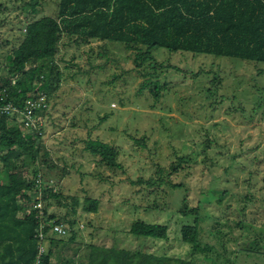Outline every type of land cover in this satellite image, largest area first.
<instances>
[{
  "label": "rangeland",
  "instance_id": "rangeland-1",
  "mask_svg": "<svg viewBox=\"0 0 264 264\" xmlns=\"http://www.w3.org/2000/svg\"><path fill=\"white\" fill-rule=\"evenodd\" d=\"M56 2L45 0L44 12L53 14ZM20 3L21 0H9L5 13H0V64L16 40L18 20L25 19ZM97 42H91L92 51L87 50V44L61 47L59 54L64 60L60 65L69 67L63 69L64 78L50 96L42 117L41 139L57 166L50 172L57 177L65 169L63 176L56 178L63 198L58 204L51 199L49 209L77 220L66 238L185 256L189 245L180 241V216L175 211L182 191H169L165 209L147 208L153 194L129 183V179L150 176L156 164L167 165L175 155L183 154L189 155L192 167L173 178L187 186L191 204L198 202L203 214L218 219L228 247L223 260L207 258L203 264H264V245L260 250L247 248L264 222V107L252 108L263 92L264 63L203 54H169L157 49L158 60L169 61L180 70H169V89L155 103L157 106H152L150 97L136 93L141 77L132 67L130 52L120 43L108 42L107 57H97L101 49ZM207 70L220 76L217 94L228 96L217 108L214 97H207L204 91L210 85ZM240 102L244 113L232 110ZM87 137L112 142L119 150L124 171L98 170L93 156L83 147ZM141 138L144 144L134 141ZM206 138L215 140L207 148V156L215 163L209 170L202 162ZM13 161L7 165L10 167ZM225 166L229 171L222 173ZM251 170L252 200L246 201L244 179ZM98 171H103L106 179ZM216 175L219 182L212 188L210 181ZM86 195L99 199L97 212L81 209ZM220 195L222 199L218 200ZM157 198L162 201L160 196ZM245 203L241 217L240 208ZM238 216L245 219V227L235 224ZM135 219L167 224V239L129 233ZM215 223L210 220L206 227L217 226ZM204 238L214 241L211 234Z\"/></svg>",
  "mask_w": 264,
  "mask_h": 264
},
{
  "label": "trees",
  "instance_id": "trees-1",
  "mask_svg": "<svg viewBox=\"0 0 264 264\" xmlns=\"http://www.w3.org/2000/svg\"><path fill=\"white\" fill-rule=\"evenodd\" d=\"M7 1L0 0V13H5ZM44 1L21 0L19 8L25 19L18 20L20 26H17L16 40L6 52L4 63L0 64V104L11 102L16 107V112L0 114V264H203L207 258L223 260L228 247L223 239L225 233L218 227V219L203 214L198 202L191 204L186 194L187 186L173 178L192 167L189 155L183 154L175 155L167 165L156 164L150 176L129 179V183L153 194L147 208L165 209L169 191H182L175 211L180 216V241L189 245L185 256L66 238L77 220L49 209L51 199L56 204L61 203L63 195L56 178H61L65 169L57 177L50 172L57 166L51 161L50 152L41 139L42 117L50 96L64 78L63 69L69 67L60 65L64 60L59 54L63 46L87 44V50L92 51L91 42L96 40L101 48L96 53L97 57L106 58L107 43H120L130 52L132 67L141 77L137 95L150 97L152 106H157L155 103L169 89V70H180L169 61L158 60L157 49L169 54H203L264 63V0H57L53 14L44 12ZM87 62L92 65L89 58ZM77 70L81 71V68ZM205 72L211 77L210 85L204 91L207 97H214L213 103L217 108L224 99L228 100V96L217 94L220 86L217 72ZM40 92L45 94L46 106L33 110L35 116H41L40 125L23 126L17 113L24 108L26 99L35 98ZM241 104L233 105L232 110L244 113ZM253 105L252 108L264 107V88ZM134 141L144 144L143 138ZM214 141L206 138L203 143L202 162L208 170L215 166L207 156V148ZM83 147L93 156L98 170L124 171L119 150L112 142L87 137L83 140ZM12 160L14 163L9 167L7 163ZM228 171V166L223 167L222 173ZM98 174L101 178L107 177L103 171H98ZM248 176L244 179L248 190L243 194L246 201L252 200V192L249 191L252 170L248 171ZM36 177H40L38 185L35 184ZM218 179L217 175L211 179L212 188ZM224 180L228 182L226 178ZM36 190L41 191L44 200L46 217L42 222L54 219L66 228L64 235H57L49 231L51 224L44 223L41 230L46 240L45 249L40 253L36 235L40 220L35 215L36 208L30 205L35 200L33 192ZM223 192L225 194L227 190ZM221 199L220 195L218 200ZM245 205L240 208L241 217L244 216ZM98 206L96 197L86 195L81 201L84 212L95 213ZM70 210L75 213L73 207ZM241 217L238 216L235 224L245 227V219ZM210 220L216 221L217 226L206 227ZM258 230L262 234H256L249 240L248 247H244L261 249L264 245V222ZM128 232L165 240L169 231L165 223L135 219ZM207 234L213 236V242L205 240ZM37 256L39 261L35 263Z\"/></svg>",
  "mask_w": 264,
  "mask_h": 264
},
{
  "label": "built area",
  "instance_id": "built-area-1",
  "mask_svg": "<svg viewBox=\"0 0 264 264\" xmlns=\"http://www.w3.org/2000/svg\"><path fill=\"white\" fill-rule=\"evenodd\" d=\"M46 106V99L45 94L40 92L37 97L35 98H28L25 101L24 108L21 111H18L17 118L18 121L23 123V126L27 125H40L41 123V116H35L33 114V110L35 108H43ZM16 112V107L11 102H6L0 104V114L2 113H13ZM40 183V177H36L35 184L38 185ZM33 198L34 201L31 202V206L36 208V217L40 220V229L37 231L36 235L39 239L38 244V251L39 253L42 252L45 249L44 243V233L41 230V227H43L45 224H51L50 232L55 233L57 235H64L66 232L65 225L62 223H56L54 222V219L46 220L45 222H42V220L46 217V212L43 208V201L41 198V191L36 190V192H33ZM39 261L38 256L35 259V263Z\"/></svg>",
  "mask_w": 264,
  "mask_h": 264
}]
</instances>
